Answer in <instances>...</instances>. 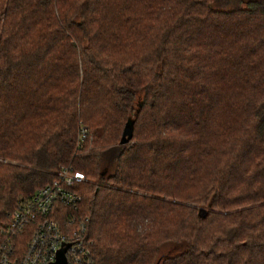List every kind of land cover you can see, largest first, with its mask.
Here are the masks:
<instances>
[{
  "label": "trees",
  "instance_id": "16d2710c",
  "mask_svg": "<svg viewBox=\"0 0 264 264\" xmlns=\"http://www.w3.org/2000/svg\"><path fill=\"white\" fill-rule=\"evenodd\" d=\"M0 21V229L66 167L93 264H264V0H5Z\"/></svg>",
  "mask_w": 264,
  "mask_h": 264
},
{
  "label": "built area",
  "instance_id": "2783aa9c",
  "mask_svg": "<svg viewBox=\"0 0 264 264\" xmlns=\"http://www.w3.org/2000/svg\"><path fill=\"white\" fill-rule=\"evenodd\" d=\"M85 134L82 129L81 140ZM84 179L70 168H61L49 184L16 205L0 229V264H51L65 244L69 245L67 264H93L84 221L76 215L81 195L74 185ZM63 217L69 220L64 226L59 221ZM26 235L25 242H15Z\"/></svg>",
  "mask_w": 264,
  "mask_h": 264
},
{
  "label": "water",
  "instance_id": "95a60500",
  "mask_svg": "<svg viewBox=\"0 0 264 264\" xmlns=\"http://www.w3.org/2000/svg\"><path fill=\"white\" fill-rule=\"evenodd\" d=\"M133 123L128 121L123 129L120 144H125L129 141V139L132 136V129H133ZM69 247L68 244H65L60 248L57 253L54 262L51 264H67L66 257H65V251Z\"/></svg>",
  "mask_w": 264,
  "mask_h": 264
},
{
  "label": "rangeland",
  "instance_id": "374dc122",
  "mask_svg": "<svg viewBox=\"0 0 264 264\" xmlns=\"http://www.w3.org/2000/svg\"><path fill=\"white\" fill-rule=\"evenodd\" d=\"M4 3H5V0H0V20H1L2 12L4 8Z\"/></svg>",
  "mask_w": 264,
  "mask_h": 264
}]
</instances>
